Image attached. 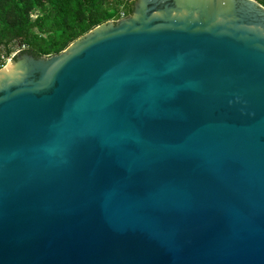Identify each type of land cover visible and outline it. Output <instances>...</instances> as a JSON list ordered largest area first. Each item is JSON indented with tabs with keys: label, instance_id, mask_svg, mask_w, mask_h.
Instances as JSON below:
<instances>
[{
	"label": "water",
	"instance_id": "water-1",
	"mask_svg": "<svg viewBox=\"0 0 264 264\" xmlns=\"http://www.w3.org/2000/svg\"><path fill=\"white\" fill-rule=\"evenodd\" d=\"M0 264H264V6L135 0L1 69Z\"/></svg>",
	"mask_w": 264,
	"mask_h": 264
},
{
	"label": "trees",
	"instance_id": "trees-1",
	"mask_svg": "<svg viewBox=\"0 0 264 264\" xmlns=\"http://www.w3.org/2000/svg\"><path fill=\"white\" fill-rule=\"evenodd\" d=\"M133 10L134 0H0V70L18 48L25 47L23 53L37 59L59 55L95 28Z\"/></svg>",
	"mask_w": 264,
	"mask_h": 264
},
{
	"label": "built area",
	"instance_id": "built-area-1",
	"mask_svg": "<svg viewBox=\"0 0 264 264\" xmlns=\"http://www.w3.org/2000/svg\"><path fill=\"white\" fill-rule=\"evenodd\" d=\"M135 1V0H134ZM128 16L125 14V12H122V14H121V18L119 19V20H121V19H125V18H127ZM119 20H117V21H119ZM117 21H115V22H117ZM25 51V47H23V48H18L9 58H7V59H5V61H6V63L8 64V63H10V62H12L15 58H16V56L18 55V54H20V53H23Z\"/></svg>",
	"mask_w": 264,
	"mask_h": 264
},
{
	"label": "rangeland",
	"instance_id": "rangeland-1",
	"mask_svg": "<svg viewBox=\"0 0 264 264\" xmlns=\"http://www.w3.org/2000/svg\"><path fill=\"white\" fill-rule=\"evenodd\" d=\"M258 1H260L264 4V0H258ZM51 56H55V55H51ZM45 57H50V56H45Z\"/></svg>",
	"mask_w": 264,
	"mask_h": 264
}]
</instances>
